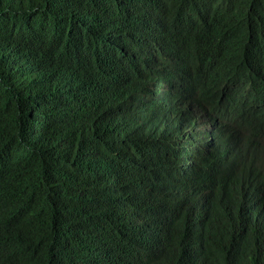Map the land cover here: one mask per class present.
Instances as JSON below:
<instances>
[{"label":"trees","instance_id":"1","mask_svg":"<svg viewBox=\"0 0 264 264\" xmlns=\"http://www.w3.org/2000/svg\"><path fill=\"white\" fill-rule=\"evenodd\" d=\"M133 1L0 0V40L5 24H44L51 16L69 18L77 26L76 34L100 30L121 36L134 23L159 14L170 29L165 27L152 35L156 56L193 70L196 55H209L212 62L219 63L210 77L212 90L230 85L250 91L262 84L264 61L259 72L253 57L244 56L232 45L221 47V39L222 32L232 27H237L233 43L255 31L264 34V0H157V12L147 8L148 0H138L137 8H128ZM107 19L109 28L104 25ZM15 31L24 39L29 34V29ZM94 43L89 38L79 41L86 67L98 52ZM0 53L1 59L6 54V59L15 63L6 74L0 62V95L4 105L9 106L6 120L0 124V194L14 200L11 216L0 231V264H116L115 240L91 228L97 224L95 219L88 220V202L104 199L99 181L77 163L49 161L44 149L59 140L50 126L35 133L31 146L24 130L25 125L28 132L32 124L41 126L51 115L70 122L53 107L68 97L70 85L76 86L78 65L54 72L41 56L51 53L50 49H32L14 59L12 52L2 46ZM230 114L234 116L229 128L231 143L223 165L204 176L189 169L180 175L177 190L162 198L170 209L182 212L180 229L187 231L181 238H167L164 250L149 263L134 257L124 264H264V242L239 223L244 212L234 210L244 193L234 173L244 172L240 159L248 155L250 147L264 151V120L252 113L244 124L236 112ZM263 167L261 157L253 170L258 178L264 173ZM90 185L96 190H90ZM111 207L115 216L121 215L118 220L134 231L139 228L140 211L136 218L121 204L115 208L111 203ZM105 221L103 217L101 222ZM150 235L160 236L154 232Z\"/></svg>","mask_w":264,"mask_h":264},{"label":"clouds","instance_id":"2","mask_svg":"<svg viewBox=\"0 0 264 264\" xmlns=\"http://www.w3.org/2000/svg\"><path fill=\"white\" fill-rule=\"evenodd\" d=\"M137 2L129 3L128 8H137ZM146 6L155 12L160 8L157 0H148ZM104 25L109 28L110 20ZM3 26L0 47L10 50L13 59L32 49H50L51 53L41 56L54 72L78 65L80 76L76 86L70 85L68 97L53 107L59 108L70 122L51 115L39 127L32 124L29 132L25 125L28 143L30 146L34 143L32 138L43 126L56 131L58 143L44 149L46 156L52 163L57 160L77 163L99 181L98 189L104 199L88 202V220L95 219L97 224L91 228L115 240L116 264L134 257L149 263L164 250L167 238H181L187 231L180 229L182 212L170 209L162 198L177 190L180 175L189 169L194 168L204 176L223 165L231 143L229 128L234 120L231 111L242 117L244 124L252 113L264 120V79L258 89L249 91L242 86L224 85L217 93L212 90L210 77L219 63L212 62L209 55H196L193 70L156 56L152 35L161 33L165 27L170 29L159 14L134 23L121 36L100 30L76 34L77 26L69 18L56 16L44 24ZM17 28L29 29L26 39L15 31ZM236 33L237 27L226 28L221 47H236L244 56L253 57L259 72L262 71L264 34L255 31L233 43ZM85 38L95 40L98 49L87 67L79 49V41ZM1 61L6 74L15 66L6 59V54ZM184 62L189 64L188 58ZM24 82L29 86L26 79ZM217 96L220 97L216 99ZM8 108L0 95V124L6 120ZM261 157L264 158L263 150L250 147L248 155L240 159L244 172L236 171L234 180L244 193L234 210L244 212L239 223L264 242V173L260 178L253 173ZM88 188L96 190L94 185ZM111 203L115 208L121 204L136 218L140 211L139 228L134 231L118 220L121 215H114ZM13 207L14 200L0 194V231ZM103 217L105 222H101Z\"/></svg>","mask_w":264,"mask_h":264}]
</instances>
